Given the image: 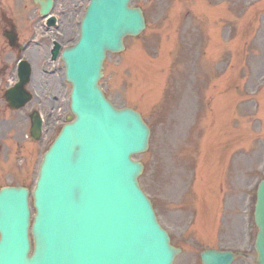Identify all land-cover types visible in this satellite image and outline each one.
Returning <instances> with one entry per match:
<instances>
[{"label": "rangeland", "instance_id": "obj_1", "mask_svg": "<svg viewBox=\"0 0 264 264\" xmlns=\"http://www.w3.org/2000/svg\"><path fill=\"white\" fill-rule=\"evenodd\" d=\"M89 1L59 0L55 11L64 31L72 19L80 22ZM132 5L143 7L147 27L138 36L126 37L124 51L107 56L101 85L116 106L138 109L150 125V147L134 157L145 164L142 187L174 244L183 247L175 264H201V248L217 246L209 232L189 241L179 216L173 219L170 213L191 204L192 215L206 204L210 211H217L220 187V203L229 194L230 204L224 207L222 200L218 244L245 249L251 256L234 264H252L256 251L244 241L243 204L252 179L256 193L257 182L264 177V0H132ZM32 12L38 13L32 0H0V14L13 18L22 30L30 26ZM213 35L225 44L220 52L219 41L209 42ZM4 44L0 34V47ZM210 46L214 51L210 52ZM59 70L57 75H48L52 79L46 86L51 81L58 87L59 92L49 85L59 97L54 117L61 119L70 86ZM221 76L222 85L210 89ZM8 82L9 78L0 80V187L23 184L32 188L38 163L62 122L46 123L43 138L32 140L28 113L35 103L8 109L1 98ZM37 84L34 80L41 96ZM211 93L216 99L210 98ZM231 147L235 148L230 153ZM225 165L229 173L222 184ZM206 169L211 172L206 190L214 188L206 192L210 198L202 199ZM208 229L216 230L213 221ZM256 231L254 226V236ZM198 233V225L190 231Z\"/></svg>", "mask_w": 264, "mask_h": 264}, {"label": "water", "instance_id": "obj_2", "mask_svg": "<svg viewBox=\"0 0 264 264\" xmlns=\"http://www.w3.org/2000/svg\"><path fill=\"white\" fill-rule=\"evenodd\" d=\"M47 13L52 0H35ZM130 0H91L76 44L63 59L71 81V109L45 154L33 191L36 214L30 255L29 189L0 190V264H173L179 248L159 224L138 177L144 165L132 155L149 148L150 128L140 112L117 108L99 85L107 51L124 49V37L146 26L141 7ZM21 83L30 75L23 65ZM17 85L10 91L30 95ZM25 101V102H24ZM20 106V105H19ZM18 107V105H17ZM31 136L41 120L32 114ZM256 264H264V179L257 190ZM231 250L207 249L202 264H232Z\"/></svg>", "mask_w": 264, "mask_h": 264}, {"label": "flooded vegetation", "instance_id": "obj_3", "mask_svg": "<svg viewBox=\"0 0 264 264\" xmlns=\"http://www.w3.org/2000/svg\"><path fill=\"white\" fill-rule=\"evenodd\" d=\"M63 14H66L65 10H63ZM31 19V26L27 31L24 30V32L20 34L17 30L14 19L7 17L4 13L0 14V34L3 36L4 42L10 45V38H8V36H15V41L12 46L13 48L9 51L1 48L0 78L4 80V77L8 75L10 67L8 61L11 60V58H14V54L16 55L15 52L21 53L25 51V56L31 62L33 67L30 85L34 87L33 79L35 75L37 79H43L44 74L48 73L47 66L49 62H61L60 58L55 61L52 60V49L55 47L54 41H57L61 45L72 42L76 37L77 29L73 26L76 25V21L74 22L73 19L69 26L65 28L66 31L61 28V25H58L59 20H57L56 25L53 26L50 25L49 19L43 18L39 15L37 16V14H32ZM49 75H57V73L54 70L50 72ZM48 79L52 78L49 77ZM53 83L54 82L51 81L48 82V86L51 85L52 88L58 91V87L53 86ZM39 88L40 86H38V89ZM33 92L35 91L33 90ZM58 99V95H55L50 89L47 100L43 102L47 114H50L54 109V104Z\"/></svg>", "mask_w": 264, "mask_h": 264}]
</instances>
